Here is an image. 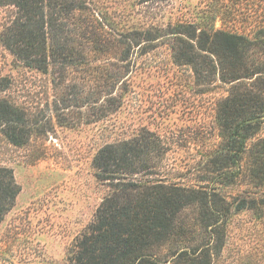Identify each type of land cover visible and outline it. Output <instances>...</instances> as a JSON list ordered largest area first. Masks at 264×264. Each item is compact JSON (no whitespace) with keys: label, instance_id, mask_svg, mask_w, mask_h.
<instances>
[{"label":"rangeland","instance_id":"1","mask_svg":"<svg viewBox=\"0 0 264 264\" xmlns=\"http://www.w3.org/2000/svg\"><path fill=\"white\" fill-rule=\"evenodd\" d=\"M15 12L0 6V34ZM73 22L72 61L61 58L48 72L0 40V98L24 113L22 143L0 126V166L12 168L22 188L0 223V264H73L74 244L112 190L97 176L95 155L107 143L136 137L148 138L152 152L132 180L221 195V223L206 230L210 218L189 207L178 238L188 235L190 247L207 243L211 264H264V185L249 170L251 150L225 157L218 119L219 102L230 93L264 90V73L250 75L264 69V53L252 45L236 66L221 57L215 67L200 56L197 73L184 42L190 24L264 34V0H86ZM256 137H264V119ZM261 149L263 143L255 151Z\"/></svg>","mask_w":264,"mask_h":264},{"label":"trees","instance_id":"2","mask_svg":"<svg viewBox=\"0 0 264 264\" xmlns=\"http://www.w3.org/2000/svg\"><path fill=\"white\" fill-rule=\"evenodd\" d=\"M86 0H0V6L15 7L13 20L0 34L1 42L28 66L42 72L50 71L62 58L71 62L75 38L71 24L85 9ZM193 28L184 40L186 62L195 66L200 56L215 67L217 59L228 57L236 62L252 49L264 53V34L251 38L225 30ZM77 34V33H76ZM183 39H181L182 41ZM86 51V50H84ZM185 52V50H184ZM214 58V59H213ZM216 58V59H215ZM264 69L256 68L250 75L261 76ZM240 78V77H237ZM264 90L237 89L219 102L218 119L223 136L227 137L229 151L240 153L251 150L252 177L264 185V137H256L264 119ZM24 113L11 101L0 98V126L14 144H20L19 123ZM256 137V140L250 141ZM249 142L251 145L248 146ZM263 143V149L256 150ZM151 141L136 137L102 146L94 158L97 176L112 183V190L98 207L94 220L77 239L71 255L73 264H211L212 247L202 243L188 245L189 236L178 238L179 217L189 207L198 206L202 216L210 220L206 228L220 224L215 191L180 186L159 181L153 184L132 180L144 170L151 155ZM232 145V146H231ZM223 153V152H222ZM14 170L0 166V223L14 207L21 191ZM216 207V208H215ZM240 207H246L241 204ZM215 208V209H214ZM211 238L210 231L207 232ZM209 243V242H208ZM165 245L170 248L163 250ZM217 243L216 252L220 251Z\"/></svg>","mask_w":264,"mask_h":264}]
</instances>
